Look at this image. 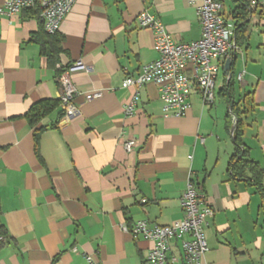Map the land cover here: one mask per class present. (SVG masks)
<instances>
[{"label":"crops","instance_id":"obj_1","mask_svg":"<svg viewBox=\"0 0 264 264\" xmlns=\"http://www.w3.org/2000/svg\"><path fill=\"white\" fill-rule=\"evenodd\" d=\"M220 1L223 16L233 18L238 3ZM195 5L76 0L59 24L56 67L80 61L85 68L67 72L73 99L34 126L25 117L30 107L61 94L37 42L42 22L33 8L0 16V264H86L87 254L102 264H143L151 242L123 228L181 220L189 180L213 210L198 264H264V0H248L244 39L229 54L228 75L219 68L212 104L194 90L183 116L164 117L148 83L138 89L135 113L123 112L133 92L121 87L124 77L157 58L153 32L136 16L148 11L188 43L201 35ZM233 107L246 154L262 169V193L230 174ZM128 139L135 141L129 151ZM164 264H184L177 240Z\"/></svg>","mask_w":264,"mask_h":264},{"label":"built area","instance_id":"obj_2","mask_svg":"<svg viewBox=\"0 0 264 264\" xmlns=\"http://www.w3.org/2000/svg\"><path fill=\"white\" fill-rule=\"evenodd\" d=\"M76 0H5L0 4V16L12 17L25 9L38 7L43 30L48 34L58 31L63 17ZM196 4L201 35L198 40L181 43L173 39L162 22L148 11L136 16L139 27L153 32V49L157 58L140 67L136 75H126L121 87H132L130 98L123 104L126 116L135 113L138 89L152 83L158 90L164 117H181L190 107L189 96L192 91H200L203 103L212 104L215 99V80L219 68L236 48L235 19L225 18L220 0H187ZM256 0H250L253 6ZM57 67H59L57 65ZM80 61L69 66L59 75L61 86L60 106L69 103L76 93L67 72L84 69ZM243 72L237 75L240 80ZM101 96L100 92L87 94L85 99ZM233 119V116H232ZM133 139L124 142L125 150L134 145ZM143 202L145 200H142ZM183 217L169 225L151 224L144 219L136 220L129 228L124 227L133 239L142 237L151 242L143 264H164L171 242L177 240L184 264H198L205 252L207 243L204 226L213 210L205 194L190 180L179 198ZM72 251H76L72 248ZM86 264H102L94 255H85ZM177 256H171L174 261Z\"/></svg>","mask_w":264,"mask_h":264},{"label":"trees","instance_id":"obj_3","mask_svg":"<svg viewBox=\"0 0 264 264\" xmlns=\"http://www.w3.org/2000/svg\"><path fill=\"white\" fill-rule=\"evenodd\" d=\"M237 2V7H235V41L241 43L244 39V31L246 26V17L248 14V0H233ZM35 13L39 16V8L36 6L33 8ZM42 27V23H41ZM42 37H40L37 42L39 44V49L42 55H45L47 62L50 67L55 69L56 76L59 77L63 71L62 67H56L58 63V55L61 51V41L62 36L55 32L53 34H48L41 28ZM228 75V73H226ZM232 76L227 80V88H231ZM59 106V100L55 99H43L34 103L29 111L26 113L25 117L30 125H35L37 121L41 118L47 116L53 110ZM237 118V122L232 133L233 141V153L229 161V171L234 178H243L249 184L253 185L256 190L260 193L262 189V169L258 163L249 159L246 154V149L241 141V130H240V119L234 107L230 111ZM43 127L34 129L35 137L38 132H40ZM3 232V228L0 225V234Z\"/></svg>","mask_w":264,"mask_h":264},{"label":"water","instance_id":"obj_4","mask_svg":"<svg viewBox=\"0 0 264 264\" xmlns=\"http://www.w3.org/2000/svg\"><path fill=\"white\" fill-rule=\"evenodd\" d=\"M223 67H224V72L225 73H228L229 72V68H230V61H229V59H227V60L224 61ZM235 125H236V120H235V117H233V124H232V128H231L232 132L234 131Z\"/></svg>","mask_w":264,"mask_h":264}]
</instances>
